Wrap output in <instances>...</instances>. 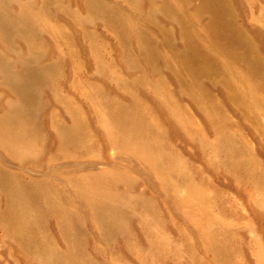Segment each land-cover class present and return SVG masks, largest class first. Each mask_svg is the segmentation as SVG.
Returning <instances> with one entry per match:
<instances>
[{
	"label": "rangeland",
	"instance_id": "rangeland-1",
	"mask_svg": "<svg viewBox=\"0 0 264 264\" xmlns=\"http://www.w3.org/2000/svg\"><path fill=\"white\" fill-rule=\"evenodd\" d=\"M0 264H264V0H0Z\"/></svg>",
	"mask_w": 264,
	"mask_h": 264
}]
</instances>
